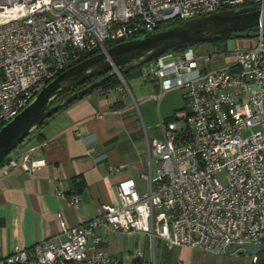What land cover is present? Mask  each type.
Returning <instances> with one entry per match:
<instances>
[{"label":"built area","instance_id":"2783aa9c","mask_svg":"<svg viewBox=\"0 0 264 264\" xmlns=\"http://www.w3.org/2000/svg\"><path fill=\"white\" fill-rule=\"evenodd\" d=\"M244 5L263 8L264 0H0V127L85 55L170 22ZM258 30L254 41L243 39L233 50L199 55L187 47L143 65L138 78L159 88L155 101L172 89L181 90L184 101L175 121L158 122L161 138L144 133L147 189L139 191L130 179L118 182L116 205H101L75 227L61 222L53 243L0 253V264H120L104 249L99 231L145 236L150 253L147 259L140 251L133 255L138 264H157V241L211 253L262 245L264 36ZM221 60L222 66L207 68ZM118 79L119 89L130 94ZM43 165L28 148L0 172L32 174ZM55 193L75 207L80 203L77 193ZM251 257L254 264L257 257Z\"/></svg>","mask_w":264,"mask_h":264},{"label":"crops","instance_id":"0c3cea01","mask_svg":"<svg viewBox=\"0 0 264 264\" xmlns=\"http://www.w3.org/2000/svg\"><path fill=\"white\" fill-rule=\"evenodd\" d=\"M122 91L119 86L97 89L74 101L11 155L16 157L33 148L34 160L44 165L32 174L20 168L8 174L0 172L2 255L43 241L53 243L61 233V222L75 227L95 217L101 205H116V185L120 181L130 179L139 191L147 189L144 177L148 159L141 137L148 133L146 126L141 127L135 108L119 99ZM111 168H117L118 173H112ZM79 183L82 186L78 188ZM56 188L66 196L77 193L79 205L75 207L67 198L57 196ZM99 234L104 239V249L124 264L123 258L117 256L121 253L117 238L102 231ZM181 252L186 256L191 250Z\"/></svg>","mask_w":264,"mask_h":264},{"label":"water","instance_id":"95a60500","mask_svg":"<svg viewBox=\"0 0 264 264\" xmlns=\"http://www.w3.org/2000/svg\"><path fill=\"white\" fill-rule=\"evenodd\" d=\"M264 28V6H242L214 12L146 33L106 49L66 69L44 85L12 119L0 127V164L42 123L72 102L90 94L109 78L140 68L157 57L184 47L224 39H247L243 31ZM106 74L63 99L59 97L93 77ZM243 250L257 256L261 245L237 244L225 253Z\"/></svg>","mask_w":264,"mask_h":264},{"label":"rangeland","instance_id":"374dc122","mask_svg":"<svg viewBox=\"0 0 264 264\" xmlns=\"http://www.w3.org/2000/svg\"><path fill=\"white\" fill-rule=\"evenodd\" d=\"M250 40L254 41L255 38H250ZM240 41H243V39L234 38L226 41V43L230 42L227 46L233 50ZM191 48L199 55H210L215 50L223 49L222 47L214 48L212 44L196 45ZM224 63L225 60L215 61L207 64V68L222 66ZM126 83L131 96L127 90H123L118 94L119 99L127 106L132 105L135 108L137 116L140 118V125L141 127L146 126L145 128L150 138H160L157 118L175 121L172 118L174 113L184 111L182 91L179 89L164 91L161 98L155 101L153 98L150 99V95L158 93L160 91L158 87L155 88L150 84L142 83L138 77H129L126 79ZM141 142L143 150H145L146 143L143 136L141 137ZM116 238L117 244L121 245V253L117 254V256L123 258L124 264H130L131 260H133V255L138 251L143 253L145 259L149 257L151 243L142 235L122 233L116 235L114 239ZM155 246L156 252L159 253L157 257L158 264H176L182 261L181 258L184 255H182L181 251L183 248L170 247L162 241L155 242ZM184 258V264H253L251 255L243 250L228 254L224 250L219 253H211L201 249H192Z\"/></svg>","mask_w":264,"mask_h":264},{"label":"trees","instance_id":"16d2710c","mask_svg":"<svg viewBox=\"0 0 264 264\" xmlns=\"http://www.w3.org/2000/svg\"><path fill=\"white\" fill-rule=\"evenodd\" d=\"M244 6H250V5H244ZM177 23H178V22H170V23H167V24L162 25L159 29H163V28H165V27H168V26H171V25H174V24H177ZM258 31H259L258 29H253V30H251V31H243V32H241V33H245V34H246V37H245V38H255V37H257V35H258ZM262 31H263V36H264V28H262ZM228 40H229V39H224V40L216 41V42L211 43V44H212V47H214V48H216V47H217V48L222 47V48H223L222 50H225V48H226V41H228ZM113 45H115V44L108 45L107 47L109 48V47H111V46H113ZM185 48H187V47L180 48V49H178V50H176V51H180V50H183V49H185ZM222 50H215V51H216V52H220V51H222ZM95 54H97V53L94 52V53H91V54H87V55H85V56L80 60V62L83 61V60H85V59H87V58H89V57H91V56H93V55H95ZM140 69H141V67H140V68H136V69H134V70H132V71H129V72H126V73H122L121 76L124 78L125 81H126V79L129 78V77L137 78V77H139ZM62 72H63V71H62ZM62 72H61V73H62ZM105 75H106V74H103V75H101V76L93 77V78H91V79L86 80L85 82H83V83L80 84L79 86L75 87L72 91H70V92H68V93H65L64 95H62L61 97H59L57 100L63 99V98H65V97H68V96L71 95L72 93H74V92H76V91H79V90L85 88L86 86H88V85H90L91 83H93V82L99 80L100 78L104 77ZM120 84H121V83H120V80L118 79V76L115 75V76L109 78L106 82H104L100 87L96 88L95 90H97V89H114L116 86H120ZM93 91H94V90H93ZM79 99H81V98H79ZM79 99H78V100H79ZM72 103H73V102H72ZM67 107H68V106H67ZM54 116H55V115H53L52 117L46 119V120L42 123V125H41V127H40L39 129H41L45 124H47L48 121H49L50 119H52ZM39 129H38V130H39ZM38 130L34 131L30 136H28V137L23 141L22 144H20L15 150H13V151L9 154V156L6 157V158L3 160V162L0 164V166H1L4 162H6V161L11 157V155L17 151V149H19L21 146H23L24 143H25L28 139H30V137H31L34 133H36ZM81 186H82L81 183L77 184V187H78V188L81 187ZM158 256H159V253H158ZM256 257H257V259H256V262H255L254 264H264V243L261 245V251L257 254ZM179 263H181V262H177L176 264H179ZM132 264H138V262H136V261H132ZM157 264H158V263H157Z\"/></svg>","mask_w":264,"mask_h":264}]
</instances>
